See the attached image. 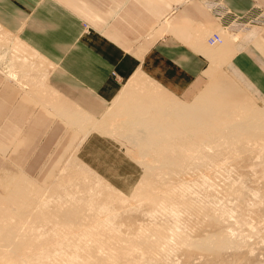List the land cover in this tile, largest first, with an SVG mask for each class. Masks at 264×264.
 <instances>
[{
    "label": "crops",
    "instance_id": "0c3cea01",
    "mask_svg": "<svg viewBox=\"0 0 264 264\" xmlns=\"http://www.w3.org/2000/svg\"><path fill=\"white\" fill-rule=\"evenodd\" d=\"M66 1L86 16L106 22L87 2ZM176 1H148L158 22L165 20L169 25V32L145 45L138 44L128 31L135 12L130 2L122 18L109 27H101L87 22L60 0H0V29L4 32L0 44L6 43L4 38L11 34L47 64L32 59L21 61L13 55L10 66L0 67L3 71L6 68L0 71V84L14 83L13 89L34 95L33 100L47 105L84 132L71 146L70 159L74 157L126 196L144 173L143 166L131 154L138 131L147 125L168 128L184 117L205 84V74L212 64L209 54L212 57L218 53L207 44L208 37L229 25L233 16L246 19L264 13V0H224L233 15L222 19L201 0L181 5ZM224 34L238 38L229 42L231 59L221 70L241 80L244 86L236 82L247 92L249 86L253 98L263 102L264 29L253 27L243 35ZM4 58L1 56L0 62ZM14 95L10 90L1 97L16 100ZM5 111L6 106L1 103L0 118ZM14 131L19 132L3 128L2 138ZM2 147L7 151L6 146Z\"/></svg>",
    "mask_w": 264,
    "mask_h": 264
},
{
    "label": "bare ground",
    "instance_id": "6f19581e",
    "mask_svg": "<svg viewBox=\"0 0 264 264\" xmlns=\"http://www.w3.org/2000/svg\"><path fill=\"white\" fill-rule=\"evenodd\" d=\"M203 4L207 9L209 8L204 2ZM219 34L222 38V43L219 45L211 46L208 43L209 38L207 39V44L210 47H217L216 52H218L216 56L212 57L209 54L213 67L207 73L209 74L208 78L215 74L216 70L214 72L213 68H219L218 64L222 65L224 61H228L226 59L231 56V46L229 45L238 38V36L234 37L229 34L222 35L220 32ZM3 35L4 32L0 29V39ZM4 39L6 42H13V54L16 59L21 61L39 60L42 62L41 65L44 63L47 65L43 58L32 52V49L30 50L18 37L8 34ZM22 67L25 66L22 65ZM28 69L30 68L28 67ZM30 72L32 73V71ZM33 74L30 76L33 77ZM48 75L46 74V76ZM211 79L213 76L210 81ZM31 82L34 83V81ZM207 90L188 106L189 109L186 110L184 117H181L173 126L161 128L147 125L144 127L146 131H138L139 134L136 137L139 136V139L133 140L135 146H131L134 147L131 152L138 162L145 165L147 176L143 182L141 179L140 184L137 185L139 187L134 196L129 197L122 194L112 186L105 184L103 180V184L100 185L89 183L88 176L91 174L73 157L70 160L71 166L69 165L70 167L68 166L67 169L69 173L66 176L58 177L49 188L43 189L35 184H30L27 187L22 186L20 189L17 186V190L8 197H0V264H26L25 262L28 264L31 261H26L29 258L28 254H32L30 257L35 259L34 257L38 253V256L44 253V257L47 258L45 253L50 249L54 250L50 252L55 259L61 260V264H145L147 261V259L144 261L145 257L149 254L153 258L157 257L155 254L163 256V262L169 263L172 260L171 254L179 250L180 247L191 246L192 239L189 242V231H193L190 229L193 228L194 222H189V220H192L195 215L196 218H202L199 219V223L203 226L213 217L216 216L219 219L221 215L224 218V221L220 218L224 222L222 225L229 220L233 223L230 224L231 226L229 225L230 228L226 227L223 231L211 236L209 241L207 240L209 237L207 238L205 235L206 243L210 244L209 247L212 246V249L215 248L218 252L234 247L233 249L238 250L247 249L250 254H253L258 245H264V217L260 214L263 211L258 212V209L261 210L260 208L264 206V189L259 185L264 176H258L259 172L256 168V165H264V133L244 137L243 139H247L244 142L247 145L242 143L239 145L238 142L231 143L229 156L225 159L220 157L218 161L216 160L218 157L213 156L214 148L217 145L212 139L213 135L217 133L214 131L215 128H222L226 124L240 127L237 121L242 117L240 115L241 108L255 110L254 116L263 118L260 121L261 124L264 123V106L256 108V104H252L248 92L234 80L229 81L225 78L223 81H217ZM237 130H241V128ZM261 130L264 132V125ZM238 133L241 135L242 132ZM175 138L179 141L176 145L173 144V141H176ZM139 144L142 145L139 146ZM177 149H179L181 159H168L175 155ZM244 154L254 158L253 168L250 169L253 173L250 172L255 176L253 178L258 180L256 182L255 179L256 184L250 183L249 178L244 176H249L247 172L242 174L243 171L239 173L234 169L232 162ZM229 164L230 166H228ZM211 165H214L215 170L217 168L219 173H228L229 176L225 177L227 180H231L230 174L233 173H238L239 177L237 176V179L224 187L225 190L220 189L219 185L214 182V179H218L217 175L219 177L218 171L213 173L214 168L212 167L211 170ZM155 168L161 172L157 176L151 172V169ZM189 170L192 173H200V176L192 175L191 179L188 176V179L185 177L175 183L166 181L168 174L179 175L184 171L189 174ZM210 171L214 176L217 174L216 177L208 175ZM92 174L94 173L92 172ZM220 191L222 193L226 191L223 197L220 196ZM51 193L55 195H53L54 199L57 198L56 203L51 202V197H49L52 196ZM224 195L226 196L224 197ZM34 196L36 197L31 198ZM49 203L56 204L57 208L54 206H52L53 209L49 208L51 205ZM141 205H147L146 207L150 208L144 212V215L148 216L149 222L152 220L153 224H147L145 229L140 228L142 230H139L140 232L138 231V234L133 238L125 236L117 230L118 227L116 229L115 221L120 215H123V212L130 213L132 210L141 208ZM40 207L42 210L39 212ZM256 207L257 209H255ZM218 213H220L219 217L216 215ZM184 214L188 215V221L183 220L187 217ZM226 217L229 219L225 220ZM221 221L218 222L221 223ZM51 222L55 224L53 225L55 228L53 227L54 230L51 229L50 232V229L47 231L46 228L49 225L45 226L44 223ZM38 223H43L44 227L41 226V229H37V231L35 225ZM35 231L39 234L35 235ZM202 237L204 238V236ZM64 239H74L75 242L64 241ZM33 254L37 255L33 256ZM44 257L41 256V258ZM156 257L150 258L147 263L157 264Z\"/></svg>",
    "mask_w": 264,
    "mask_h": 264
},
{
    "label": "rangeland",
    "instance_id": "374dc122",
    "mask_svg": "<svg viewBox=\"0 0 264 264\" xmlns=\"http://www.w3.org/2000/svg\"><path fill=\"white\" fill-rule=\"evenodd\" d=\"M60 1L63 2L66 6H68L70 9H72L73 11H75L79 15H81L83 17V19H85L87 22L98 24L101 27H106V26L109 27L115 20L122 18L123 14L125 12V9L130 2V4L135 8V12L131 16L132 21L129 22L130 26H128V31L130 34H133L135 36L138 44L142 43V44L146 45V44L152 43V42L156 41L157 39L163 37L166 33L169 32V31H166L167 28H169V25L165 22V20L162 22H158L159 18L156 15H154L153 12H151V9L149 8V5H148L149 0H129L128 3H126L125 5H123L125 0H119V1H117V0H83V1L87 2L90 6H92L95 10H97L101 15H103L106 22H101L100 20H94L92 17L86 16L79 9H77L76 7L71 5L66 0H60ZM179 1L180 0L176 1L177 5L183 4ZM183 1L185 3H188L192 0H183ZM201 1L206 4L209 0H201ZM121 5H123V8L119 12V14L114 17L115 12L118 9H120ZM256 28H263L264 29V25L263 26H256ZM220 30H223V29H220ZM220 30L217 31V33H219ZM250 31H248V32H250ZM224 32H227V31L224 30V31H221L220 33L223 35ZM248 32H246V33H248ZM228 33H231V32H228ZM234 33H242V35L244 34V32H242V31L234 32ZM12 43H13L12 41H10V42L7 41L6 43L0 44V57L5 56L4 61L0 62V67H3V65H8V64L10 66L11 58L14 55L13 54L14 46ZM216 49H217V47H216ZM212 50L213 49H211V51ZM234 54H236V50H235ZM230 59H231V57L226 59V60L229 61ZM225 62L226 61H224L222 63V65L227 63V62L226 63ZM218 65H219V68H215V69L213 68L214 72H215V70H216V72L214 75H212L213 79H211V81H210V78L212 76L210 75L211 77L209 76V78H208L209 74H205L206 81H205V84L202 87V90L199 93V95L208 91L207 89H209L217 81H221V80L223 81V80H225V78H226V80H229V81H231V80L239 81L242 84L241 80L236 79L234 77V75L229 74L228 72H223L221 70V67H222L221 63ZM214 66H216V65H214ZM212 67L213 66L211 64V67L209 69H211ZM0 71H3L2 68H0ZM4 71H6V68L4 69ZM138 73H140V71H138ZM19 77H22V75H20ZM1 79H2V75L0 74V80ZM215 80H216V82H215ZM13 87H15V84L12 82L7 84V86H6V84H4V85L0 84V104L3 103L6 106V111H5L6 114L4 116L2 115L0 118V197H3V198L8 197L12 192L16 191L17 188L20 189V188H22V186L27 187V186H30V184H33V185L35 184L39 187H42L43 189L49 188L58 177L66 176L67 173H69L67 171L68 166L69 165L71 166V162H70L71 154L70 153H71L72 149L70 150V148L73 144H75L78 140H80V138L83 136V133H84L82 131L80 132V129L78 127L73 126L71 124V122L69 121V119H66L65 117H62L61 115H59L57 112L55 113L53 110H50L47 107V105L42 104L41 102L39 103L36 100H33L35 98L34 95L27 94L20 89L18 90L17 88L13 89ZM247 89L249 90L248 95L251 98L252 104L255 103L256 108L257 107H263L264 101L261 102L258 99L253 98V96L250 92L251 88L248 86ZM10 90L14 91V94H15L14 96L17 97V99L16 100L15 99L3 100L1 97L2 93L8 92V91L10 92ZM199 95H197L196 98L192 102H195V100L197 99V97ZM21 96H23V97L21 98ZM178 102L182 103L183 101L178 100ZM192 102H190V103H192ZM183 103H186V102H183ZM187 104H189V103H187ZM187 109H189V108H187ZM240 112H241L240 115L242 117L239 118V120L237 121V123L240 127H237V126L234 127L231 124H226V125L222 126V128L218 127V128H215L216 130H214L217 133H215L213 135L212 139L217 146L214 148L213 156L218 157V158H216L217 161L219 160L220 157L222 159H225L226 157L229 156V153L231 151L230 149L232 147L231 143L238 142L239 145H240V143L245 144L244 142H246L247 139H243L244 137H252V136H257V135L264 133L261 130V127L264 125V123L261 124V121H260V120H263V118L255 117L254 116L255 110H252V109L245 107L244 109L241 108ZM19 113H20V116H19ZM251 116H254V117H251ZM96 120L97 119H95V122H96ZM255 120H256V122H255ZM97 123H98V121H97ZM242 124H243V126H241ZM260 125H262V126H260ZM170 126H173V125H170ZM86 127H87V125H86ZM3 128H6V129L10 128L13 130H18L19 132H16V131L10 132L7 134V135H9V137L5 139V138H2ZM236 128L237 129L241 128V130H237ZM145 129L146 128H141V131L144 132V131H146ZM234 129H236L237 131ZM238 132H242L241 135ZM137 138L139 139V136ZM175 139H176V141H173V144L176 145L177 142H179V141L177 140V138H175ZM140 145H142V144H139V146ZM245 145H247V144H245ZM2 146H6L7 148L5 150H7V151H3ZM78 153H79V151H78ZM78 153H77V157H78ZM131 154H132V152H131ZM132 156L138 161V159L134 155H132ZM168 159L180 160L181 154L179 152V149H177V151L175 152V155L168 157ZM155 160H156V158H155ZM253 162H254V158L252 156H249L248 154H244L243 156H241L240 158H237L232 163H234V167H235L234 169L236 171H238L239 173H241V171H243L242 174L243 173L246 174V172H247V174H249L250 177L248 175H244V176H247L249 178L250 183L256 184L254 182L256 178H253L255 176L252 174L253 172L250 170L251 168H253V164H254ZM140 164L144 168V173H143V176L141 178L142 181L140 180L141 182H143V180L147 176V173H146L147 170L145 169L144 164H142V163H140ZM228 166H230V164ZM212 167L214 168V170H212ZM256 168L259 172L258 176L259 175L264 176V165H256ZM84 169L87 172H89V174H91L88 176L89 177V183L100 185V184H103V181H104L105 184L109 185V183L106 180H104L103 178L99 177L95 173L92 174V172H90L86 168H84ZM187 170H185V171L187 172ZM211 170L213 171V173H215V171L217 173V171H218L217 168L215 170L214 165H211ZM185 171L179 175L173 174V173L171 175L168 174L169 177H168V175H166L168 178V179H166V181L175 183V182H177V180L180 181L181 179H184L185 177H186L185 179H188V176H189V179H191L190 176H192V175H194V176L198 175V177L200 176V173L198 174V172H193L194 173L193 174L191 172V170H189L188 173L190 172L191 174L190 173L186 174ZM195 171H196V167H195ZM212 171H210L208 173V175L214 176L211 173ZM151 172L153 175H156V176L158 175V173H161L160 170H158L156 168L151 169ZM184 173H185V175H184ZM195 173H196V175H195ZM222 173L221 172L219 173V171H218L217 174H219V177L217 174H215V176H214V177H216V175H217L216 178H218V179H214V182H215V184L217 183L216 185H219L220 189L221 188L224 189V187L228 186V184H231V182H233V180L237 179L236 178L237 176L239 177L238 173H233V174H230L231 180L230 179L227 180L225 177L229 176L228 173H226V172H222ZM251 177L253 178V181H251V179H252ZM25 178H27V180ZM192 178H194V177H192ZM224 178L226 181L224 180ZM215 180H218V181H215ZM249 181H248V183H249ZM257 181L258 180L256 179V182ZM261 182H262L261 183L262 185L261 184H259V185L261 188L263 187V189H264V179ZM138 184H140V182ZM17 186H19V187H17ZM138 187L139 186L135 187V189L132 192L128 193L127 195L129 197H131V195L134 196L135 191L137 190ZM225 193H226V191H224L223 193L221 192L220 196L223 197V194H225ZM51 194H52V196L51 195L49 196V197H51L50 198L52 200L51 202L53 203V201H54L56 203L58 201L57 198H55L56 199L55 200L54 199L55 195L53 193H51ZM225 196L226 195H224V197ZM35 197L36 196L31 197V198H35ZM50 204L51 203H49V205ZM50 206H49V208H52V209L54 207L57 208L56 204H53V205L51 204ZM52 206H54V207H52ZM146 206L147 205H145V206L141 205V208L134 210L135 212L133 210L130 213L129 212L128 213L123 212L122 213L123 215H120L119 218L117 219V221H115L114 225L116 226V229L118 227L117 230L120 231L121 233H123L125 236L127 235L130 238L131 237L133 238V236L135 237L136 234H138V231L142 230L140 228L145 229L146 228L145 226L147 224H150L153 222L152 220H150V222H149V217L144 215V212H147L148 210H150V208L146 207ZM262 207L264 208V206H262ZM40 208H39L40 209L39 212L42 210V207H40ZM263 208H260L261 210L258 209V212L263 211V213H260V214L263 215V217H264ZM255 209H257V207ZM138 210L141 212H139ZM142 213H143V215H142ZM219 214L220 213H218L216 215L219 217ZM186 215L184 214L185 217H186ZM195 216L192 218V220H189V222L191 221L192 223L194 222L193 224H196L194 226L192 224L193 228L190 230H193V231H189V242L192 239V241L190 243L191 246L190 245L185 246L184 248L180 247L181 249L179 248V250H177L175 253L171 254L172 256L171 255L170 256H171L172 260L170 259L171 260V261H169V263L171 262L170 264H264V245H262V244L258 245L256 247V250L253 254H250L247 249L238 250V249H233L234 247H231L232 249H228V248L223 249V251H220L218 249L219 252L215 248H214L215 250L212 249V246L210 248L209 247L210 244H208V242L206 243V241L207 240L209 241V239L211 240V236H214L216 233L223 231L226 227L230 228V226H231L230 224H233V223L230 222L231 220H229V221L225 222L226 224L222 225L224 223L223 222L224 218H222V215H221L220 218L223 219V221H221L220 218L218 219L215 216L209 221L210 223L208 222V223H206V225L204 224V226H203L201 223H199L200 222L199 219L201 220L202 218L197 217L198 218L197 219ZM187 217H188V215H187ZM187 217H186V219H183V220L188 221L189 217L188 218ZM226 219H229V217L228 218L226 217L225 220ZM193 220H195V221H193ZM219 220L221 221V223L218 222ZM52 223L53 222L44 223L45 226L49 225L46 227L47 231L49 229H50V232L52 230H54L55 227L53 225H55V224L54 223L52 224ZM39 224L40 223L35 225V227H36L35 230L41 229V226L44 227L43 223H41L40 225ZM207 224H209V225H207ZM212 224H213V226H212ZM50 226H51V228H50ZM148 226H150V225H148ZM43 227H42V229H45ZM66 230L68 231V229H65V231ZM206 232L208 233V235L209 234L210 235L208 236ZM34 234L38 235L39 232H36ZM211 234H213V235H211ZM201 235L204 236V238ZM205 235L207 236V238L208 237L209 238L207 239ZM199 239L200 240L205 239V240L202 242V240L200 241ZM67 240L69 241L71 239H64V241H67ZM75 240L77 241L78 239H75ZM195 240H197V241H195ZM71 241H74V239ZM199 242H200V244H199ZM192 244H193V246H192ZM201 244H203V245H201ZM206 246H208V247H206ZM50 251L52 252L54 250L53 249L52 250L50 249L49 251L47 250V253H45L47 258L44 257L45 256V255H43L44 253L41 254L40 256H38L39 253H38V255L36 254L37 256L35 254H33V256L35 255L36 257H39L38 259L36 257H34L35 259H33L30 257V256H32V254H28L29 258L27 256L28 259H26V261L31 260L33 262L32 263L30 261V263H28V264H35V263L36 264H44V263L45 264H47V263L48 264H51V263L52 264H58V263L61 264L62 263L61 260L55 259L53 257V254ZM49 253H51V254H49ZM48 254L52 258L51 257L49 258ZM152 255L153 256L157 255V257L155 256L158 260V263L156 262L157 264H169V263L163 262L164 261L163 256H159L158 254H155V255L152 254ZM41 256H43L44 258H41ZM149 256L145 257L144 261H146V259H147L146 263L149 262L148 260H150V258L151 259L153 258L151 256V254H149ZM40 258H41V260H39ZM32 259L33 260L37 259L38 261L37 260L33 261ZM43 259H44V262H43ZM25 263L27 264V262H25ZM147 264H149V263H147Z\"/></svg>",
    "mask_w": 264,
    "mask_h": 264
},
{
    "label": "built area",
    "instance_id": "2783aa9c",
    "mask_svg": "<svg viewBox=\"0 0 264 264\" xmlns=\"http://www.w3.org/2000/svg\"><path fill=\"white\" fill-rule=\"evenodd\" d=\"M208 9L217 14L219 19H222L228 15H233L232 12L226 8L224 4V0H209L207 3ZM233 21L230 22L229 25L224 26L223 30L227 32H247L256 26L264 25V13H260L258 15L250 16L248 18H242L238 16H233ZM208 43L211 46H216L222 43V38L219 33H214L209 37Z\"/></svg>",
    "mask_w": 264,
    "mask_h": 264
}]
</instances>
